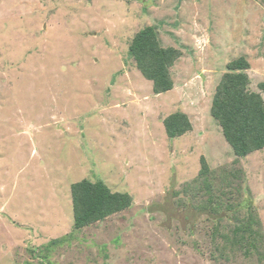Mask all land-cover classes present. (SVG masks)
<instances>
[{
  "label": "rangeland",
  "instance_id": "rangeland-1",
  "mask_svg": "<svg viewBox=\"0 0 264 264\" xmlns=\"http://www.w3.org/2000/svg\"><path fill=\"white\" fill-rule=\"evenodd\" d=\"M146 26L181 54L165 93L128 57ZM239 57L264 99V0H0V264H264V239L231 243L250 214L264 235V148L236 157L210 115ZM85 179L129 207L75 230Z\"/></svg>",
  "mask_w": 264,
  "mask_h": 264
},
{
  "label": "trees",
  "instance_id": "trees-1",
  "mask_svg": "<svg viewBox=\"0 0 264 264\" xmlns=\"http://www.w3.org/2000/svg\"><path fill=\"white\" fill-rule=\"evenodd\" d=\"M180 55L177 49L160 45L157 31L152 26H146L135 33L128 48V57L134 61L141 75L152 82L154 94L172 89L169 69ZM248 68L249 64L244 57H239L226 65L227 70L216 87L210 107L211 117L221 128L224 140L238 158H244L264 148V99L259 93L249 90L250 81L245 73ZM258 88L264 92V82L259 83ZM163 125L170 139L181 136L191 129L189 120L181 113L169 115ZM209 173L208 164L205 158L201 157L200 180L208 182ZM207 185V183L204 185L206 191L209 189ZM70 193L75 230L118 213L128 208L131 203L130 196L112 193L101 181L82 180L71 185ZM212 205V201L209 200V205H205L202 213L208 210V216L213 215L217 210L213 209ZM232 206H227V209ZM232 236V245H240L243 237L248 236L252 240L250 246L254 249H257L255 244L257 239H264L258 220L251 214L234 227Z\"/></svg>",
  "mask_w": 264,
  "mask_h": 264
}]
</instances>
